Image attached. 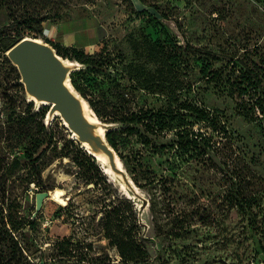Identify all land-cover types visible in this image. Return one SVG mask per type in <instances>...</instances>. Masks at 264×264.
I'll return each instance as SVG.
<instances>
[{"label":"rangeland","instance_id":"374dc122","mask_svg":"<svg viewBox=\"0 0 264 264\" xmlns=\"http://www.w3.org/2000/svg\"><path fill=\"white\" fill-rule=\"evenodd\" d=\"M54 1L51 14L60 21L94 13L107 26L108 36L96 49L110 64L96 76L108 93L98 106L100 120L107 131L116 130L124 167L143 188L134 180L135 186L122 188L98 160L99 172L90 171L86 148L60 115L48 113L47 132L55 133L58 151L65 145L69 156L46 152L43 186L28 172L30 164L10 175L14 159L19 157L20 167L26 163L18 131L30 100L19 69L0 49V207L7 215L10 202L16 205L21 225L13 234L23 246L29 243V260L136 264L124 261L122 248L137 258L141 243L147 264H264V116L249 98L264 93V0H149L157 5L149 14L140 12L145 6L139 0L132 7L125 0ZM10 22L8 8L0 7V28ZM248 72L258 74L259 84L242 96L241 77ZM123 90L134 110L169 104L176 109L181 103L206 109L211 123L186 110L181 122L217 145L214 158H203L201 148L185 155L173 149L174 132L183 127L177 122L161 135L149 134V144L142 131L130 133L114 114ZM40 106L35 102L32 113ZM58 188L64 203L51 197ZM42 190L50 196L33 217ZM65 238L69 244L59 246ZM61 248L70 255L61 256Z\"/></svg>","mask_w":264,"mask_h":264},{"label":"trees","instance_id":"16d2710c","mask_svg":"<svg viewBox=\"0 0 264 264\" xmlns=\"http://www.w3.org/2000/svg\"><path fill=\"white\" fill-rule=\"evenodd\" d=\"M130 2V6H134L132 0H125ZM142 6L140 12L146 11L149 14V7L157 9V5L152 4L149 0H139ZM57 2L54 0H0V7L6 6L10 12L11 22L4 28H0V49L3 52L9 51V49L14 46L17 42L23 39L26 36L38 38L44 37L45 41L50 43L59 53V55L64 58L70 59L72 61H77L81 64V68L74 70L71 74V81L75 89L86 99L98 115L99 118L103 119V114L99 109L100 100L105 99L107 96V91L102 92L100 86L102 83L97 81L96 76L99 75L102 71H108L110 64L107 62L102 55L98 54L97 51L94 53H88L83 48L78 47H64L60 44L52 43L47 36L44 35L45 23L49 20L60 22L58 15H52L51 10ZM151 15L154 16L153 13ZM62 21V20H61ZM149 22V18L147 20ZM167 39L170 40V35L165 32ZM206 73L205 71H203ZM241 83L245 82L246 86L241 91L242 96L251 95L252 91H249V88L253 89L256 86V82L259 84L258 74L251 72L243 73L241 77ZM247 78V79H245ZM122 80V79H121ZM120 80V81H121ZM257 80V81H256ZM22 87H25L23 83L20 84ZM120 83H116V89L120 90ZM260 86V85H259ZM120 98L122 102L120 107L114 108V114L117 115L118 121L126 124L130 133L136 131H142L146 137L145 143H152V139L149 137L151 135H161L165 130H172L176 127L174 122H177L178 125L183 123L181 122V117H185L182 113V110H186L192 114H195L197 119L200 121H206L211 123L213 118L210 116V113L194 104L181 103L176 109L172 104H169L166 107H161L159 109H144L140 107L138 110L132 109L129 102L130 99L127 97L128 93L119 91ZM253 104L260 110V113L264 116V93H256L253 95ZM175 102H179L178 99H175ZM35 101H29L25 109V115L23 119L19 122L20 130L18 131L21 139L25 142L23 150V160L27 163L23 167H20L21 161L17 157L10 164L11 170L10 175L19 174L20 171L26 169L28 164L32 165V171L29 169L28 172H31L33 175H37V185L43 186L42 182V171L45 163L43 162V157L49 149L54 150L57 153V157L69 156L68 153H64L65 145L58 151V143L56 141V136L54 132L48 133L47 128L44 124V119L49 113L50 107L47 105H41L40 108L32 113L34 109ZM32 117L36 118V122L32 120ZM181 125V126H182ZM215 128H218L214 125ZM175 135L177 141L174 142L171 147L173 149L179 150L181 155H185L191 152H194L197 148H201L202 157L211 159L212 152L214 148L216 149L217 145H212L209 140H204V137L201 133H192L188 128L181 127L176 130ZM166 134V133H164ZM116 130L110 129L106 132V137L110 145L118 153L122 161H124L123 155L119 152L118 142L116 140ZM194 136V138H190ZM75 143V141H72ZM80 144V143H78ZM218 148V147H217ZM83 156L90 163V171H98L99 165L96 157L90 154L86 149L83 151ZM214 160V159H213ZM132 180L135 181L141 188L143 185L139 183L136 175L132 176ZM238 190H235V194ZM13 201V200H12ZM10 202L8 205L9 210L7 215H4V207H0V264H33L28 256L26 255V249L29 248V243L25 241V246L22 245L21 241L15 237L13 231L20 228L21 223L17 221L16 214L14 213L15 206L13 202ZM6 202L5 197H3L2 204ZM125 244L120 242L119 245ZM69 244V239H62L59 246L64 247V245ZM136 245V242H135ZM142 244L137 243L136 252L139 255L137 258L133 257L131 253L123 250V259L125 262H135L136 264H147V262L141 261L143 254ZM122 247V246H121ZM133 247V245H132ZM61 256H68L70 252L66 248H61ZM144 260V259H143Z\"/></svg>","mask_w":264,"mask_h":264},{"label":"water","instance_id":"95a60500","mask_svg":"<svg viewBox=\"0 0 264 264\" xmlns=\"http://www.w3.org/2000/svg\"><path fill=\"white\" fill-rule=\"evenodd\" d=\"M7 55L19 69L21 82L25 86L26 94L34 97L40 105L50 107L49 116L60 115L65 125L77 135L80 143L87 142L94 153H104L108 156L111 168L122 175L128 185L133 182L124 164L119 167L117 152L104 137L98 133L99 125L91 122L85 115L82 95L75 89L71 81V74L75 70L65 63V58L43 39L26 36L12 46ZM57 111L59 114H57ZM132 181V182H131ZM50 191H38L35 195L36 217L43 207Z\"/></svg>","mask_w":264,"mask_h":264},{"label":"crops","instance_id":"0c3cea01","mask_svg":"<svg viewBox=\"0 0 264 264\" xmlns=\"http://www.w3.org/2000/svg\"><path fill=\"white\" fill-rule=\"evenodd\" d=\"M44 29L52 43L83 48L88 53H94L108 36L107 26L102 18L94 13L60 22L49 20Z\"/></svg>","mask_w":264,"mask_h":264},{"label":"bare ground","instance_id":"6f19581e","mask_svg":"<svg viewBox=\"0 0 264 264\" xmlns=\"http://www.w3.org/2000/svg\"><path fill=\"white\" fill-rule=\"evenodd\" d=\"M65 63L67 65H71L75 70H78V69L81 68V64L79 62H77V61H72L70 59L65 58ZM28 99L30 101H34L35 98L32 97V96H29ZM82 102H83V108H84L85 115L87 116V118L91 122L96 123V124L99 125L97 131H98L99 134H101L104 137L105 133L107 132V128L101 123L100 118L95 113L93 108H91V106L89 105L88 101L83 98ZM36 104L40 105L41 103H39V101H36ZM57 114H59L58 111H57ZM64 124H65V122H64ZM69 131L72 133L73 138L77 139L76 133H73L70 129H69ZM82 145L86 148V150H89L90 152H92L91 147H90V145L87 142L82 143ZM94 154H95L96 159L100 162V164H101L102 168L104 169V171L107 174H109L112 178H115L116 180H118V182H119V184L121 185L122 188H126L125 182H124V179H123L122 175L116 173L111 168L108 156L106 154H104V153H94ZM116 160H117V163H118L119 167H122L123 161L120 158V156L118 155V153H117ZM113 181H115V180H113ZM119 184H117V185H119ZM131 184H133V186H135L134 182H132ZM63 192H64V190L62 188H58L57 190L53 191L51 193L52 199H54L57 202L64 203V200L62 199Z\"/></svg>","mask_w":264,"mask_h":264},{"label":"built area","instance_id":"2783aa9c","mask_svg":"<svg viewBox=\"0 0 264 264\" xmlns=\"http://www.w3.org/2000/svg\"><path fill=\"white\" fill-rule=\"evenodd\" d=\"M44 35L47 36V32H45V30H44Z\"/></svg>","mask_w":264,"mask_h":264}]
</instances>
